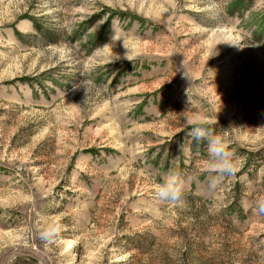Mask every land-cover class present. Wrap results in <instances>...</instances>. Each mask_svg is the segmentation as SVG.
Returning a JSON list of instances; mask_svg holds the SVG:
<instances>
[{
  "label": "rangeland",
  "instance_id": "374dc122",
  "mask_svg": "<svg viewBox=\"0 0 264 264\" xmlns=\"http://www.w3.org/2000/svg\"><path fill=\"white\" fill-rule=\"evenodd\" d=\"M261 196L264 0H0V264H264Z\"/></svg>",
  "mask_w": 264,
  "mask_h": 264
},
{
  "label": "clouds",
  "instance_id": "9594fccd",
  "mask_svg": "<svg viewBox=\"0 0 264 264\" xmlns=\"http://www.w3.org/2000/svg\"><path fill=\"white\" fill-rule=\"evenodd\" d=\"M114 41L118 38L111 37ZM131 60V57L126 55ZM86 89V85H85ZM184 135L191 137L196 143L201 140L206 142L208 172L214 173L208 179L210 188H214L218 178L233 176L237 171V164L233 151L229 147V141L221 136L214 135L211 129L212 121L206 117H184ZM179 147V146H178ZM158 199L165 203H178L184 195V183L178 171L168 170L162 173L160 181L156 187ZM253 214L264 217V196L259 197L252 209ZM60 224L58 220L47 222L39 231L38 235L42 241L51 242L59 234Z\"/></svg>",
  "mask_w": 264,
  "mask_h": 264
}]
</instances>
